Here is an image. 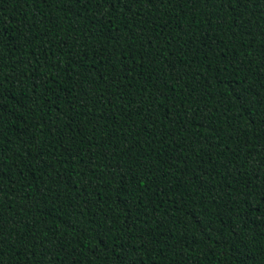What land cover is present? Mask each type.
<instances>
[{"label":"trees","instance_id":"16d2710c","mask_svg":"<svg viewBox=\"0 0 264 264\" xmlns=\"http://www.w3.org/2000/svg\"><path fill=\"white\" fill-rule=\"evenodd\" d=\"M0 264H264V0H0Z\"/></svg>","mask_w":264,"mask_h":264}]
</instances>
